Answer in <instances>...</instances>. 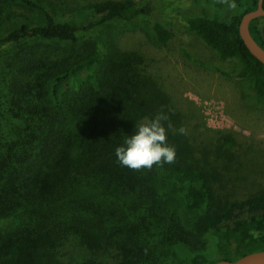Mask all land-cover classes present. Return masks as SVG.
<instances>
[{
	"label": "trees",
	"instance_id": "1",
	"mask_svg": "<svg viewBox=\"0 0 264 264\" xmlns=\"http://www.w3.org/2000/svg\"><path fill=\"white\" fill-rule=\"evenodd\" d=\"M235 4L230 19L191 15L188 28L221 60H237V76L252 78V92L264 98V63L239 30L258 0ZM148 8L104 0L72 12L76 22L49 0H0V264H169L179 246L193 251L187 264H213L264 250V188L218 200L204 150L174 131L183 116L140 71V55L119 49L113 37L109 45L74 47L81 32L113 19L134 23ZM257 21L250 31L264 48ZM151 29L160 44L175 36L163 22ZM161 109L174 126L167 142L176 148L175 163L122 166L115 149ZM222 138L217 151L229 155L222 147L235 138Z\"/></svg>",
	"mask_w": 264,
	"mask_h": 264
},
{
	"label": "rangeland",
	"instance_id": "2",
	"mask_svg": "<svg viewBox=\"0 0 264 264\" xmlns=\"http://www.w3.org/2000/svg\"><path fill=\"white\" fill-rule=\"evenodd\" d=\"M62 17L72 14L85 5L104 0H49ZM148 6L144 16L128 23L113 19L90 31L80 33L75 48L86 42L110 44L113 37L124 52L140 55L138 64L143 74L153 76L169 102L183 116L182 124L188 129L192 143L203 150V162L215 178L213 180L217 198L221 203L243 199L264 188V98L252 90V78L238 77L241 66L237 60H221L215 50L189 30L187 19L191 15L218 14L230 19L237 12L225 5L219 11L211 2L194 0H137ZM163 22L175 30V36L166 44L153 39L151 26ZM257 26L264 34V16ZM9 52L14 46H5ZM220 66L232 75H223L195 65L186 53ZM4 89L0 84V95ZM4 97V96H3ZM0 98V102L3 100ZM231 134L235 141L218 152V141ZM222 144V142H220ZM223 145V144H222ZM193 251L185 246L175 247L169 264H187Z\"/></svg>",
	"mask_w": 264,
	"mask_h": 264
},
{
	"label": "clouds",
	"instance_id": "3",
	"mask_svg": "<svg viewBox=\"0 0 264 264\" xmlns=\"http://www.w3.org/2000/svg\"><path fill=\"white\" fill-rule=\"evenodd\" d=\"M231 9L236 8L235 0H217ZM174 114V110L169 109ZM167 122V126H165ZM174 129L169 114L163 109L156 113L154 118L141 123L138 129L128 136L122 146L115 149L118 163L132 170H151L153 165L163 167L176 161V148L167 142V134ZM180 135H187L188 129L180 126L174 129Z\"/></svg>",
	"mask_w": 264,
	"mask_h": 264
},
{
	"label": "water",
	"instance_id": "4",
	"mask_svg": "<svg viewBox=\"0 0 264 264\" xmlns=\"http://www.w3.org/2000/svg\"><path fill=\"white\" fill-rule=\"evenodd\" d=\"M264 0H258L256 9L246 12L240 22L239 30L242 39L251 53L264 63V48L257 42L250 31V23L264 16ZM213 264H264V250L248 253L237 260L223 259Z\"/></svg>",
	"mask_w": 264,
	"mask_h": 264
}]
</instances>
